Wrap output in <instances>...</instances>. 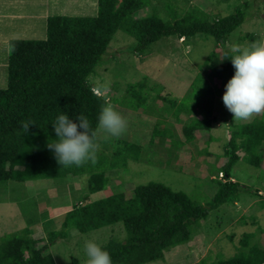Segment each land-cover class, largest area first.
Returning <instances> with one entry per match:
<instances>
[{
	"label": "trees",
	"instance_id": "1",
	"mask_svg": "<svg viewBox=\"0 0 264 264\" xmlns=\"http://www.w3.org/2000/svg\"><path fill=\"white\" fill-rule=\"evenodd\" d=\"M167 2L169 0L162 3L164 9L169 8ZM146 6V0H98L97 10L92 15L46 17L42 40L17 39L9 43L4 61L5 85L0 87V182L60 180L86 173L87 192L100 191L107 180L105 170L123 167L126 159L140 160L142 146L114 138L111 139L114 148L108 150L103 140L99 143L95 164L89 161L81 167H63L47 144L57 139L53 124L60 114H66L75 123H78L76 117L83 114L90 121L91 129H97L98 114L106 101L92 92L87 78L101 61L113 34L120 31L131 38L127 48L136 55L143 54L164 38L188 39L198 33L213 38L214 44L222 47L245 17V7L239 6L221 17H209L196 6L182 14L170 7L168 18L155 9L149 14H139ZM242 36L250 42L257 38L252 33ZM225 52L230 50H223ZM216 53L210 50L201 64L212 73L222 68L212 62ZM224 64L227 82L235 69L230 57ZM142 86V82L128 85L129 98H124L127 107H143L144 98L133 89ZM189 90L190 99L183 100L182 96L179 101L167 100L169 117L181 124L183 142L191 141L197 130L207 131L212 115L210 107L200 103L205 93H212L200 75L196 74ZM183 116L188 120L183 122ZM252 118L247 122L230 123L222 152L226 159L218 169L221 178L216 176L212 180L216 184L215 191L205 203L196 202L185 192L172 190L160 182L148 181L134 186L128 198L110 195L73 205L64 212L59 230H52L51 236L65 237L68 229L86 233L103 225L118 224L123 237L111 236L100 245L110 254L112 264L163 260L164 251L187 242L193 228L208 213L217 212L224 203L235 202L243 192L258 194L248 185L229 179L230 168L239 160L255 167L260 164L264 120L260 115ZM161 121V118L156 119L152 133L158 137L170 136L171 130L170 135L157 130L156 125ZM26 122L33 124L25 135L22 124ZM210 139L207 135L206 143ZM151 142L149 137L148 144ZM170 142L182 144L181 141ZM204 154L209 153L205 150ZM258 204L264 207V199ZM239 222L244 224L243 218H239ZM251 236L250 232L241 234L238 239L241 249L233 255L217 256L208 262L203 257L197 263L262 264L264 250L256 244H248ZM47 247L48 243L36 246L33 239L23 241L12 234L3 235L0 237V264H54ZM66 264L80 263L77 257L69 255Z\"/></svg>",
	"mask_w": 264,
	"mask_h": 264
},
{
	"label": "rangeland",
	"instance_id": "2",
	"mask_svg": "<svg viewBox=\"0 0 264 264\" xmlns=\"http://www.w3.org/2000/svg\"><path fill=\"white\" fill-rule=\"evenodd\" d=\"M24 1L21 11L27 14L28 21L23 19L14 27L4 28V19L0 18V36H3L0 38V87L5 85L6 70L3 62L6 53H9L10 41L45 38V23L40 19L44 14L34 17L30 0ZM37 1L43 2V12L51 5L58 12H69L72 16L92 15L93 6L98 4V0H75V8L72 0H49V5L48 0ZM146 1L147 6L141 9L139 14H149L151 9H155L164 18H168L170 7H175L179 14H182L196 6L209 17H221L239 6L245 7V17L230 33L229 40L222 47L219 46V49L213 38H205L198 33L188 39L164 38L153 43L143 54L136 55L127 48L131 38L120 31L113 34L101 61L94 67L87 82L92 92L103 97L106 103H111L124 117L127 128L117 139L142 146L144 150L139 153L140 160L126 159L123 167L105 170V186L91 194L87 192L86 173L60 180L0 182V237L12 234L23 241L27 238L35 240L36 246L48 243L46 250L54 264H66L69 255H74L80 264H85V241H94L100 246L111 236L123 237L121 226L118 224L103 225L86 233L68 229L65 237H52L50 232L59 230L64 212L73 205L110 195H118V199L128 198L132 195L134 186L148 181L160 182L172 190L183 191L191 199L203 204L215 191L216 184L212 180L216 176L221 178L218 169L226 159L222 154L223 144L227 140L224 132L216 135V146H209L205 141L209 130H197L191 141L183 142L179 128L181 124L169 117L167 100L179 101L182 96L185 97L183 100L192 98L188 85L196 74L214 90L221 94L224 92V75L221 76L219 70H214L218 75L212 76L211 71L201 64L210 50L217 52L212 59L213 63L225 59L228 61L229 57L223 58V50L229 51L233 45L250 43L242 38L245 33L255 34V41L264 40V0H169L168 9H164L162 4L168 0ZM222 69L225 70V64ZM137 82H142L143 86L133 89L144 98L143 107H127L124 101V98H129L126 89L128 85ZM213 94L205 93L200 103L213 108L215 119L211 126H219L217 129L221 130L228 125V110L219 98L214 97L213 102ZM260 116L264 118V114ZM157 118L162 119L161 123L156 125L157 130L168 134L171 132L170 136L165 134L158 137L152 133ZM187 120L188 117L183 116L182 121ZM219 120L221 122L218 123ZM210 133L214 134V131ZM105 135L102 130L98 131L96 143L99 145L105 140L107 149L111 150L114 148L111 139L115 137L106 140ZM149 137L152 138L150 144ZM171 140L181 141L182 144H172ZM262 148L259 166H251L239 160L230 168L229 177L230 180L255 189L258 194L243 192L236 199V203L227 202L219 206L217 212L209 211L206 218L193 228L187 242L164 251L163 260L143 264H198V260L203 257L206 262L217 256L228 257L241 249L238 239L243 232L252 233L248 244H256L264 250V207L258 204L264 199V143ZM206 149L212 153L204 154ZM238 153L241 154L240 151ZM239 218H243L244 224L239 222Z\"/></svg>",
	"mask_w": 264,
	"mask_h": 264
},
{
	"label": "clouds",
	"instance_id": "3",
	"mask_svg": "<svg viewBox=\"0 0 264 264\" xmlns=\"http://www.w3.org/2000/svg\"><path fill=\"white\" fill-rule=\"evenodd\" d=\"M225 57L231 58L235 71L225 84L222 95L224 106L238 121H248L255 115L264 114V40L233 45L230 52L224 53ZM76 119L78 123L66 114H60L53 124L57 139L47 144L54 152L57 163L63 167H81L89 161L95 164L99 150L97 132L102 130L106 133L104 138L107 140L110 137L119 138L127 128L126 120L111 103L101 107L97 130L91 129L85 115H78ZM30 124L33 123L22 124L25 135ZM84 252L87 257L85 264H112L110 254L94 241H85Z\"/></svg>",
	"mask_w": 264,
	"mask_h": 264
},
{
	"label": "crops",
	"instance_id": "4",
	"mask_svg": "<svg viewBox=\"0 0 264 264\" xmlns=\"http://www.w3.org/2000/svg\"><path fill=\"white\" fill-rule=\"evenodd\" d=\"M24 0H0V18L2 17L4 20H3V24H4V28L6 27V26H9V27H14V25L15 24H18V23H20V21H22L23 19L24 20H27L28 19V16H27V14H25V13H22V11H21V9H23V5H24ZM49 0L47 1V5H49ZM72 3H73V6L76 8V2H75V0H72ZM30 5L32 6V8L34 9V17H37V16H41V14L43 13L44 15H43V18H40L41 19V21H44V19L46 18V17H48V16H53V15H61V14H63V15H61V16H72V15H69V12H65V11H62V12H58L57 10H55L54 8H52V6L51 5H49V8H46V12H43L42 11V7H43V2L42 1H40V2H38L37 0H30ZM96 6L97 5H94L93 6V14L96 12V10H97V8H96ZM91 7H92V5H91ZM61 13V14H60ZM65 14V15H64ZM74 16H76V15H74ZM28 21V20H27ZM3 36H0V38H2ZM173 38V37H172ZM178 38V37H177ZM179 38H181V37H179ZM182 39H185V38H182ZM181 39V40H182ZM180 40V41H181ZM187 41V40H186ZM11 42V41H10ZM186 44H188L189 45V42L187 41L186 42ZM218 49H219V47H218ZM214 51H216V50H214ZM186 53H187V51H186ZM8 54L6 53V56H7ZM6 56H5V58H6ZM4 63V62H3ZM225 63V61H218V63H214V64H218V65H220V66H223V64ZM217 70H219L218 72L220 73V75L221 76H223L224 77V84L226 83V79H225V71L226 70H223L222 68H220L219 67V69H217ZM211 71V70H210ZM212 76H215V75H218L217 73H212V71H211V73H210ZM213 78V77H212ZM193 80V79H192ZM191 80V81H192ZM190 84H191V82H190ZM190 84L188 85V89H189V87H190ZM209 86H210V88H211V92L212 93H214L213 94V102H214V97H215V99L216 98H219V100L220 101H222L221 103H223V100H222V95H223V93L221 94V93H219V91H216V90H214L213 88H212V86L210 85V84H208ZM187 87V86H186ZM225 91V90H224ZM216 96H219V97H216ZM211 105H213V103L211 104ZM210 110H211V122H210V125H209V131L211 132V131H214V134H212V133H210L209 132V134H207V135H209L210 137H211V139H210V141L208 142V145L209 146H216L217 145V136L216 135H221L222 134V131L224 132V134H225V136H226V139H227V133H228V129H229V127H230V123H232V124H238V123H242V122H247V121H238V120H236V121H234L233 120V117L231 116V113L228 111L227 112V114H226V117L228 118V122H226V123H228V125H226L223 129H217L219 126H214L213 125V128H212V126H211V124H212V121H214V119H215V111L213 110V108L212 107H210ZM220 115H224L225 116V114H220ZM227 115H229V116H227ZM261 115V114H260ZM199 116V115H198ZM223 116V117H224ZM185 119H187V118H185ZM253 119V118H252ZM251 119V120H252ZM227 120V119H226ZM263 120H264V118H263ZM248 121H250V120H248ZM219 122H221V120H219L218 121V123ZM225 130V131H224ZM219 133H218V132ZM226 131H227V133H226ZM208 148V147H207ZM206 151L208 152V153H212V152H210L208 149H206ZM234 203H236V202H234Z\"/></svg>",
	"mask_w": 264,
	"mask_h": 264
},
{
	"label": "built area",
	"instance_id": "5",
	"mask_svg": "<svg viewBox=\"0 0 264 264\" xmlns=\"http://www.w3.org/2000/svg\"><path fill=\"white\" fill-rule=\"evenodd\" d=\"M221 174L219 173V176H220Z\"/></svg>",
	"mask_w": 264,
	"mask_h": 264
}]
</instances>
